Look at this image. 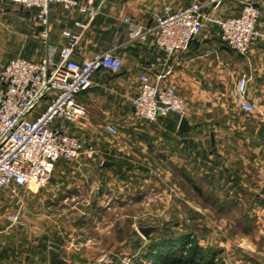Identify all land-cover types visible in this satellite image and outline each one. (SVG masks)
Returning <instances> with one entry per match:
<instances>
[{
    "label": "rangeland",
    "instance_id": "374dc122",
    "mask_svg": "<svg viewBox=\"0 0 264 264\" xmlns=\"http://www.w3.org/2000/svg\"><path fill=\"white\" fill-rule=\"evenodd\" d=\"M36 26H21L14 40L6 37L1 63L18 56L40 60L43 44ZM138 45L117 51L124 63L142 54ZM243 74L229 76L207 98L202 90L187 99L183 117L194 125L187 133L177 131V114L162 117L160 131L148 135L146 129L156 122L133 121L130 111L93 109L88 124H67L83 149L78 157L57 162L66 171L60 195L55 185L50 191L51 180L45 186L30 184L19 197L0 190L4 255L26 258L22 264L44 255L73 264H170L196 245L214 264H264V91L255 90L253 78L248 88L255 112L241 110L237 83ZM110 95L106 100L113 102ZM116 101L125 109L131 102L127 96ZM110 119L117 134L106 130ZM131 128L154 142L127 143ZM117 158L109 175L105 161ZM140 228L151 231L146 237Z\"/></svg>",
    "mask_w": 264,
    "mask_h": 264
},
{
    "label": "built area",
    "instance_id": "2783aa9c",
    "mask_svg": "<svg viewBox=\"0 0 264 264\" xmlns=\"http://www.w3.org/2000/svg\"><path fill=\"white\" fill-rule=\"evenodd\" d=\"M36 10L40 25L44 57L34 62L23 57L0 62L3 91L0 93V190L8 189L13 197L32 183L47 185L56 163L80 155L83 141L67 130L86 116L78 97L91 90L95 77L102 72L117 74L122 57L116 49L93 54L82 62L74 59V50L88 24L76 22L82 32L65 31L68 43L57 49L50 44V10L60 4L67 10L78 8L87 13L89 21L98 14L94 7L82 6L77 0H9ZM203 3L195 0L189 7L167 12L150 26L132 25L131 42L151 40L157 48L172 56L185 52L209 22L220 29V40L230 50L246 55L258 43L264 44V32L259 28L262 11L256 0H246L237 16L213 18ZM159 75L152 81L148 72L138 77L137 94L131 102V120L155 123L161 117L177 114L183 117L189 103L175 85L162 86ZM248 76L237 83L239 106L249 113L256 105L245 96ZM110 134H117L107 125ZM1 210V208H0ZM16 219V218H15Z\"/></svg>",
    "mask_w": 264,
    "mask_h": 264
},
{
    "label": "crops",
    "instance_id": "0c3cea01",
    "mask_svg": "<svg viewBox=\"0 0 264 264\" xmlns=\"http://www.w3.org/2000/svg\"><path fill=\"white\" fill-rule=\"evenodd\" d=\"M77 1L82 6L97 8L98 14L93 20L89 21L87 13H82L78 8L67 10L61 5H52L50 10V44L57 49L61 48L68 43L67 38L64 36L65 31L79 33L82 32V30L77 27L75 23L80 22L88 24V28L82 33V38L78 42L73 54L77 62H82L95 53L111 49H116L121 52L123 48L128 46L135 45L134 47H137L138 43L132 44L130 41L133 35L132 25L137 24L143 27L150 26L157 18L164 16L167 12L187 8L195 0ZM199 1L208 3L211 0ZM244 2L245 0H220L208 5L205 11L213 18L237 16ZM256 4L262 11V17L259 20V28L264 32V0H256ZM36 22V10H22V8L17 5L12 3L4 4L2 0H0V47L5 44L7 36H12V40L15 39V36H19L21 26H28L29 28L33 26V28H35ZM28 33H32V36H34V32H31V29H28ZM19 44L18 42V48ZM138 46L141 48L142 54L138 56V58L133 59L131 64L122 62L121 70L117 74H113V78L105 76L106 72L97 74L95 77V84L91 90L78 97V101L86 109V116L80 120H83V124H88L90 122L89 112L93 109L100 110V112H111L113 114L124 111L128 113L129 111L131 112V102L137 94L138 77L142 72H148L151 80L154 82L157 81L159 75L162 76L160 85H175L180 95L186 99L197 97L193 93L202 90L205 92L204 97L207 98L211 92L214 90L217 91L219 85L224 84L229 76L236 74L241 75L243 73L247 74L249 79L248 83L253 78L257 79L256 86L254 87L256 91H264V44L258 43L252 47L248 54L241 55L228 49L221 42L220 29L218 26H205L204 30L195 38L185 52H179L172 56L157 48L150 40L141 42ZM41 50L42 55L40 60L46 53L44 45ZM121 55L122 54H120V56ZM122 60H124L123 57ZM250 90L251 87L248 88L247 85L246 98L253 102L254 100L249 99V97L254 99ZM109 93H111L110 96L115 99L113 102H108L106 100L105 96L109 97ZM122 96H127L131 101L129 107L126 108L127 110L121 103L116 101L117 98ZM253 103H255V101ZM186 119L189 122L190 131L193 129L194 125L190 118ZM163 120L162 117L159 118V121L150 129H146L145 135H148L149 131H154L152 133L160 131L162 123L164 122ZM180 120L181 119H178V121L175 122L178 132H182L179 129ZM114 121V119H110V123L108 124L113 125ZM133 129L134 128H131L129 130L130 140L127 141V143L129 142L134 145L138 141L144 144L150 141L154 142V140L144 139L143 132L140 134ZM137 134L142 135L143 138H137ZM157 141L158 140L155 142ZM151 148L153 151H158L155 150L153 145ZM126 159H128V157ZM118 161H120L119 158L105 161V163H108L109 175H113L111 171L116 169ZM56 168L50 182V191H52V186L55 185L56 189H58L56 195H60V193H62V188L60 187L63 184L62 180L66 178V171H60V166L58 164ZM101 174L105 173H100V175ZM99 194H101V192H99ZM0 243L1 245L4 244L2 240H0ZM1 245L0 264H22L20 263L21 260L25 259L23 262L27 260L26 258H17L16 256L6 257L4 255V246ZM55 258L63 259L66 264H73L64 257L56 255H44V257L41 258L29 257L32 264H51V261Z\"/></svg>",
    "mask_w": 264,
    "mask_h": 264
},
{
    "label": "trees",
    "instance_id": "16d2710c",
    "mask_svg": "<svg viewBox=\"0 0 264 264\" xmlns=\"http://www.w3.org/2000/svg\"><path fill=\"white\" fill-rule=\"evenodd\" d=\"M210 257L202 248L193 245L186 249L185 256L176 259L172 257L170 264H214Z\"/></svg>",
    "mask_w": 264,
    "mask_h": 264
},
{
    "label": "water",
    "instance_id": "95a60500",
    "mask_svg": "<svg viewBox=\"0 0 264 264\" xmlns=\"http://www.w3.org/2000/svg\"><path fill=\"white\" fill-rule=\"evenodd\" d=\"M179 129L182 131V132H188L189 129H190V126H189V122L188 120L185 118V117H182L181 120H180V125H179ZM108 164V163H107ZM144 236H148L150 231H151V228H140L139 230ZM51 264H66L65 261L63 259H60V258H55L51 261Z\"/></svg>",
    "mask_w": 264,
    "mask_h": 264
}]
</instances>
